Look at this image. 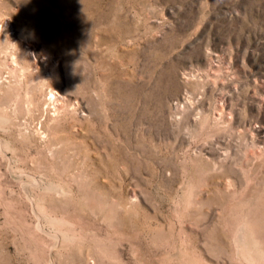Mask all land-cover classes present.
I'll return each instance as SVG.
<instances>
[{
	"label": "rangeland",
	"instance_id": "rangeland-1",
	"mask_svg": "<svg viewBox=\"0 0 264 264\" xmlns=\"http://www.w3.org/2000/svg\"><path fill=\"white\" fill-rule=\"evenodd\" d=\"M0 264H264V0H0Z\"/></svg>",
	"mask_w": 264,
	"mask_h": 264
}]
</instances>
